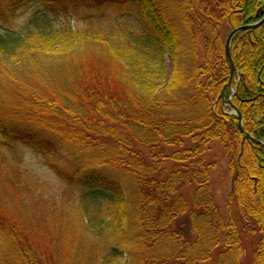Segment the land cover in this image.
Instances as JSON below:
<instances>
[{"label":"trees","instance_id":"16d2710c","mask_svg":"<svg viewBox=\"0 0 264 264\" xmlns=\"http://www.w3.org/2000/svg\"><path fill=\"white\" fill-rule=\"evenodd\" d=\"M263 18L264 0H0V158L28 148L65 185L23 184L53 232L0 212V264H201L221 245L217 264H244L256 230L264 264V147L221 108L227 36ZM231 53L234 105L264 140V24ZM218 142L229 216L210 187Z\"/></svg>","mask_w":264,"mask_h":264},{"label":"rangeland","instance_id":"374dc122","mask_svg":"<svg viewBox=\"0 0 264 264\" xmlns=\"http://www.w3.org/2000/svg\"><path fill=\"white\" fill-rule=\"evenodd\" d=\"M24 18L25 16L22 17L21 20H24ZM166 65L168 72H170L172 68L170 59H167ZM237 75H239V73L236 69V72L233 77L229 79L227 84L231 95L232 93H237V89L233 82L235 76L237 77ZM0 84V109H2V106L5 104V100L9 101V98L6 97L5 93V91L7 92L6 87L9 85L5 80H0ZM226 99L227 101L229 100L227 97ZM233 99L234 96L231 98L232 102ZM221 108L224 109L225 112L227 111L228 113H231L230 106L226 107V104L222 103ZM232 113H235L236 115L237 112L233 110ZM243 137L244 139H247L244 135ZM261 141L264 143V140ZM18 153H20V155ZM6 154L8 158L6 162L4 158H0V212L3 214L4 212H7L8 216L15 217L21 221L24 220L27 224H29V222L33 223L35 226H37L36 224H40L43 231L53 232L55 218L53 217V212L50 209L49 203L42 202L35 196L34 198L29 199L28 197L31 195L28 193L25 197L27 200L26 203L29 207L24 209L22 208L23 203L18 199V197L21 196V194L23 195V191L25 190L23 184L30 185L28 190L32 191L31 193L35 192L38 198V193H41V191L44 190H48L52 193H60L65 188V185H63L57 176L44 165L40 157H38L32 150L19 147L18 152L10 151ZM210 160L215 162L214 167L210 169L211 190L217 203L220 205L223 215L229 216L230 195L234 189L236 171H232L230 159L225 154V150L219 142L214 145L213 152L210 154ZM21 173H25V175L22 177L20 176ZM189 188L194 187L191 186ZM188 189L184 192V194H187ZM246 240L248 241H245L242 245L243 249L241 259L244 264L245 262L246 264H249L248 262H251L252 264L254 252L256 251L260 240V233L256 230V233L252 234ZM223 250L224 249L221 245V247L217 248L213 252L211 260L201 264H217Z\"/></svg>","mask_w":264,"mask_h":264},{"label":"water","instance_id":"95a60500","mask_svg":"<svg viewBox=\"0 0 264 264\" xmlns=\"http://www.w3.org/2000/svg\"><path fill=\"white\" fill-rule=\"evenodd\" d=\"M264 24V18L262 20H260L259 22H256L254 24H250V25H245V26H240L236 29H234L233 31L230 32V34L228 35L227 41H226V46H225V55H226V59L230 65V69H231V75L230 78L233 77L234 73L236 72V67L232 58V54H231V46H232V42L233 39L235 38V36L244 31V30H252V29H256L259 26ZM234 95H236V93H234ZM222 98H225L224 92L222 93ZM227 103L229 104V106L231 108H233L237 113V117L239 119V128L241 130V132L244 134L245 138L247 139H251L252 141L258 143L259 145L264 146V143L262 141L256 140L253 136H251V134H249L248 132L245 131L244 127H243V118H242V114L241 112L235 107V105L233 104V102L231 100H228Z\"/></svg>","mask_w":264,"mask_h":264}]
</instances>
